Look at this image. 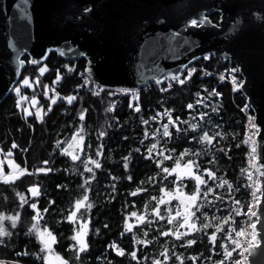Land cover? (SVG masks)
I'll list each match as a JSON object with an SVG mask.
<instances>
[{"label": "trees", "instance_id": "obj_1", "mask_svg": "<svg viewBox=\"0 0 264 264\" xmlns=\"http://www.w3.org/2000/svg\"><path fill=\"white\" fill-rule=\"evenodd\" d=\"M207 17L211 23L218 24V12ZM22 59L26 68L17 85L27 76L31 87L20 85L19 95L25 97L21 109L33 96L37 103L29 116L17 109L18 95L14 90L0 103V156L12 159L26 170L13 181L0 180V213L5 216L0 223L11 233L0 237V260L6 264H45V253L41 252L35 230L29 232L33 223L41 229L45 225L48 227L55 237L53 252L69 264H153V260H160L162 264H215L223 259L221 242L229 250L235 249L231 239L237 238L236 232L249 204L245 173L251 146L245 143V113H252V110L248 107L241 111L247 102L240 88L233 91L228 81L221 82L223 70L233 65L230 60L213 55L207 60L201 58L191 63L189 67L196 71L183 85L170 79L159 84L152 82L136 90L137 99L132 101L131 91L124 94L97 85L94 88L91 79L85 84V59L65 61L52 52L38 67L27 63V55ZM42 67L47 69L43 74L39 71ZM189 67L181 78L187 76ZM58 72L61 79L56 81ZM213 89L220 96H209ZM109 92L113 95L109 96ZM53 95H56L55 101L51 99ZM68 96L75 99L69 103L65 99ZM199 100L203 103H197ZM130 101L133 103L131 108ZM136 103L140 104L139 111L134 110ZM188 104L193 107L189 109ZM37 108L41 110L40 121L35 116ZM213 108H216L215 112ZM165 110H171L169 114L174 123L169 124L168 116L163 115ZM81 111L84 112L83 120L79 115ZM201 113L207 115L201 117ZM176 117L180 119L177 121ZM190 123H196L197 128H190ZM165 124H169V136L163 135ZM77 129H83L85 140L81 157L73 161L66 150L72 134L78 133ZM101 131L103 136H100ZM204 133L213 138L210 144L200 141L199 137ZM13 142L17 144L16 148L11 147ZM152 144L163 155L156 154L155 149L149 153ZM62 148L64 152H61ZM98 148L99 156L96 155ZM9 149L11 155H7ZM89 157L100 163L99 168L89 164L93 169L91 173L84 169V161ZM125 157L128 158L127 168ZM188 160L195 161L192 165L194 173L207 181L200 185L196 204L191 208L193 215L189 223L194 221L198 229L191 233L183 232L180 227V219L175 216L176 202L160 203L157 208L164 193L179 191L191 196L197 191L194 178L177 179L171 171L165 173L162 170L184 166ZM4 167L6 175L9 172ZM38 168L49 171L37 172ZM204 169L213 172L214 177L209 178ZM30 186H38L37 196L33 197L28 191ZM85 188L87 200H83ZM138 188L142 190L137 192ZM161 188L165 192L162 193ZM209 188L212 189L210 193ZM133 192L136 194L132 195ZM18 193L27 203L22 205ZM78 199L85 205L79 209L75 203ZM32 203L37 205L39 214L29 207ZM88 204L92 207L88 208ZM153 209L157 211L154 213ZM73 211L75 218L69 221L67 216ZM17 212L21 215L13 228L7 216ZM33 215H38L35 222L31 219ZM213 216L217 219L213 220ZM224 217H228L227 223H220ZM126 221L131 225L130 230H125ZM85 222L88 247L77 256L69 244L76 243L71 239L74 229L78 231L80 224ZM217 223H220L221 231L217 232L213 243L208 236L216 230L214 225ZM201 224L209 226L201 228ZM169 229L186 235L179 239L171 234L161 235ZM186 239H193L195 243L187 245ZM141 240L149 243H139ZM112 244L122 248L125 254L118 255L110 247ZM132 251L137 253L135 260L129 255ZM236 254L237 249L224 264H234ZM164 255L168 256L167 260ZM176 256H181V260H176Z\"/></svg>", "mask_w": 264, "mask_h": 264}, {"label": "water", "instance_id": "obj_2", "mask_svg": "<svg viewBox=\"0 0 264 264\" xmlns=\"http://www.w3.org/2000/svg\"><path fill=\"white\" fill-rule=\"evenodd\" d=\"M214 12L218 27L209 19L187 25ZM52 52L65 61L85 59L86 76L100 88L135 91L169 74L181 77L205 55L230 60L259 128L258 245L249 264H264V0H0V103L26 68L19 59L27 55L38 67Z\"/></svg>", "mask_w": 264, "mask_h": 264}, {"label": "snow or ice", "instance_id": "obj_3", "mask_svg": "<svg viewBox=\"0 0 264 264\" xmlns=\"http://www.w3.org/2000/svg\"><path fill=\"white\" fill-rule=\"evenodd\" d=\"M25 3H27V0H25ZM82 7H83V12L84 13L90 14L92 12V10H93L92 7H89L87 5H84ZM207 23H209L208 18H207V16H204L203 14H201L198 19L194 18V19L187 20V25L190 26V27H202V26H204ZM218 26H219L218 24L214 25V27H218ZM238 34L239 33L237 32V35ZM173 35H175V34H173ZM169 40H170V38H169ZM170 43H171V40H170ZM46 54L47 53H45V55ZM79 55L83 56V55H85V53H79ZM203 58L207 60L209 57H208V55H205ZM41 59H43V57H41ZM27 63L35 64V63H37V61L35 59L29 58ZM18 64L19 65H23V64H25V61L23 59H19L18 60ZM65 67H68V66L66 65ZM46 70H47L46 67H42V68L39 69L41 74H43ZM68 70L71 71V68H69ZM85 71L87 72L88 70L85 69ZM195 71H196L195 68L189 67L187 69V72H188L187 76H184L183 78H181L179 74H169L167 77H163V78L176 81L177 83L183 85L185 83V81L188 80L192 76V73L195 72ZM228 72H229V78H230L231 83H232L233 91L239 89L242 85H244L245 81L242 80V79L238 80L237 76L234 75V73L238 72L237 68H232V69L228 70ZM60 79H61V76H60V74L58 72L57 76H56V81H58ZM220 79L224 80L225 76L223 74H221L220 75ZM89 82H90V77H85V84H88ZM156 82L159 83L160 80L157 79ZM53 83H55V81H53ZM20 85H27V86L31 87V84L29 82V78L27 76H24L23 80H21L19 82V84L17 86H15L14 89H13L18 95V99L16 101L17 109L21 110L23 112L24 116H29V115H31V113L29 112V108L28 107H24V108L21 109V101L24 100L25 97L19 95V93H20ZM171 86L172 85L169 84V87H171ZM77 87H79V86H77ZM93 87L95 88L97 86L93 85ZM45 89H47V85H45ZM118 91L125 92V93L131 91L132 92V101H135L137 99L136 92H135L134 89L121 88V89H118ZM161 91H164V89L162 88ZM93 94L95 95L97 93L93 92ZM213 94H215L216 96H220V93L216 92L215 89H213L212 92H210L208 95L211 96ZM45 95L47 96V91H45ZM111 95H113V93L109 92V96H111ZM197 95L199 96L200 94L197 93ZM51 99L53 101H55L56 95H53ZM65 99H67V101L69 103H71L73 101V99H75V97L74 96H68ZM132 101L129 102V107L130 108L133 107ZM32 103H33V105H35V103H36V97L35 96L32 97ZM114 103H115V101H113V104ZM197 103H203V100H199V101H197ZM205 106H207V105H205ZM187 107L189 109H191L193 107V105L192 104H188ZM248 107H249V105L246 104L244 106V108L241 109V111H245ZM49 109H51V104L49 105ZM109 110H111V106L109 107ZM134 110L135 111H139L140 110V104L139 103L135 104ZM212 110L215 112L216 108H213ZM170 111L171 110H165V112L163 113V115L168 116L169 124L174 123L173 119H172V116L169 114ZM79 115H80V119L83 120L84 119V112L81 111L79 113ZM156 115L159 116L160 113H157ZM200 115H201V117H203V116H205L207 114L206 113H201ZM35 116H36V120L37 121H40L42 119L41 111H40L39 108L36 109ZM179 119H180L179 117H176L177 121ZM254 120H255L254 116H248L249 123H248V125H246V129H245V136L246 137H248L249 135H254L255 132L258 130L256 123L253 122ZM143 123L147 124L148 121L147 120H143ZM169 124L163 125V135L164 136H169ZM189 127L192 128V129H196L197 128V124L196 123H190ZM249 128L252 130L251 133H249V131H248ZM77 131L80 132L81 134L78 137H77V133L76 132H74L72 134V141L69 142V147H72L73 145H75V147H79L80 143L83 141V139H84L83 129H77ZM103 135H104V132L101 131L100 132V136H103ZM145 135H147V133H145ZM153 135H155V133H153ZM216 135H219V133H217ZM199 139H200V141H206V142H208L210 144L212 142L213 138L210 135H208V133H204L203 135H201L199 137ZM247 142L248 141L246 140L245 143H247ZM57 144H59V141H57ZM11 147L12 148H16L17 144L15 142H13ZM155 148H156V145L152 144L150 146V148H149V153H151V151L153 149H155ZM0 151H2V149H0ZM64 151H65V149L62 148L61 152H64ZM137 151H139V149H137ZM256 151L257 150H256L255 147L251 148L250 160L254 161L256 159ZM66 154L70 155L71 159L73 161H76L79 158L78 153L73 152V151H69ZM162 154H163L162 152L158 153V155H162ZM7 155H11V149H9V152L7 153ZM96 155L97 156L100 155L99 148L97 150ZM183 155H184V153H181V156H183ZM165 158H167V157H165ZM124 159H125V168H127V159L128 158L125 157ZM0 163H2V162H0ZM7 163L15 171L14 172H9L7 176L0 175V180H3L5 183H7V182H9L11 180H14L16 178V176H18L20 173H23V172L26 171L24 168H20L19 165H16L11 159H9L7 161ZM44 163L47 164L48 161H44ZM89 164L95 165L96 168L100 167V163L97 160L91 159L89 157L88 160L84 161V169H85L86 172H89V173H91L93 171V169L91 167H89ZM194 164H195V161L188 160L187 164H185L183 166L184 173L189 175V176H193L195 181H196V185H197V191L193 192L191 196H188V197L185 198L188 201V204L185 206L184 222L181 225V227H183L185 224L188 225V232L189 233L197 231L198 229H197V226H196L194 221L192 223H189V217H191L193 215V213L188 211V207L193 205V204H196L197 193L199 192L200 185L202 183H207V181L202 180L201 176L195 175L192 172L191 166L194 165ZM157 166L158 167L160 166L159 161H157ZM178 166L179 165L174 166L171 170L168 169V168H163L162 170L165 173H169L170 171L171 172H176ZM197 167H199V166L197 165ZM257 170H259V169H257ZM36 171L37 172H48L49 169H47V168H38V169H36ZM204 171L208 173L209 178H213L214 177V173L213 172H210L208 169H204ZM88 179H91V177H89ZM129 179H131V177H129ZM177 179H180V175L179 174L177 175ZM249 179H251V177H249ZM85 183H87V181H85ZM222 183H227V181H222ZM229 187H231V185H229ZM251 187H253V193H252L253 201L250 202L247 207H248V211L253 216H255L256 213L253 210V208H254V204L258 203V201H259V197L256 196V191H258V186L256 184H253V185H251ZM141 190L142 189L138 188L136 191L138 192V191H141ZM28 191L31 193V195L33 197H35V196H37L39 194L38 193V186H30ZM160 191L163 193V192H165V189L161 188ZM211 191H212V189L209 188L208 192L210 193ZM86 193H87V188H85V196H84L83 200H87V198H88ZM131 194L135 195L136 193L133 192ZM18 195L20 196V200L22 202V205L24 203H27V201H25L24 196L22 194L18 193ZM83 200H80V199L76 200L75 203H76V208L77 209H79L80 207H84L85 206L84 203H83ZM49 203H53V202L49 201ZM160 203H164V200L161 199L158 202L157 208L159 207ZM236 203H239V201H236ZM29 207L32 208L33 210H36L37 214H39V210H37V205L35 203L30 204ZM87 207L91 208L92 205L88 204ZM44 211H47V209H45ZM156 211H157L156 209H153L154 213ZM20 215H21V213L17 212L15 215H8L7 216V219L12 222V227L13 228L16 227V223H17V220L20 217ZM132 215L135 216L136 213H132ZM37 218H38V215H33L31 219H32V221L35 222V221H37ZM74 218H75V211L69 213V215L67 216V219L69 221H73ZM4 219H5L4 214L0 213V221H2ZM171 219L172 218L170 216L169 217V221L170 222H171ZM212 219L216 220L217 218L215 216H213ZM227 221H228V217H224V218H222L220 223H227ZM220 223H217V224L214 225L216 230L211 232V234L208 236V239H209L210 242L214 243L216 235H217V232L221 231ZM208 226H209L208 224H201L200 225L201 228H205V227H208ZM124 227H125V230H130L131 229V225H129L127 223V221L125 222ZM33 230H35L37 239L39 240V242L41 244V252L51 253V245L55 241V237L53 236L52 232L49 231V229H48V227L46 225L44 226L43 229H41L36 223H33L31 225V227L29 228V232H32ZM229 231H231L230 227H229ZM86 234H87L86 222L81 224V227H80L79 231H75V229H74V235L71 237V239L74 240L76 243L75 244H69V248L70 249H74L77 256H79L80 252L85 251L87 249V247H88V245H87V243H86V241L84 239ZM168 234H171V235L175 236L177 239H179L183 235H186L185 233H181L179 231L172 232L171 229H169V231L166 232V233L165 232L161 233V235H168ZM6 235H11V233L8 232L5 229V227H4V225L2 223H0V237H4ZM241 235H245L244 229H241L240 231L236 232V237L237 238L240 237ZM252 237H253V242L249 243V246H248L247 249L243 248V245L241 244L239 239H231V243L235 245V249H241V256L242 257H243V253L245 251L250 252L252 250V248L255 246V231H254V228H253ZM225 238L228 239V237H225ZM138 242L142 243V244L149 243V241H147V240H141V241H138ZM245 242L248 243L247 239L245 240ZM185 243L187 245H192V244L195 243V241L193 239H186ZM219 246H220V248L224 249V251H223V259L215 261V264H224V261H227L229 259V257H231L233 255V251H235V249L229 250L228 248L225 247L224 243H222V242L220 243ZM110 247L113 250H115L118 255H124L125 254L124 250L122 248H118L115 244L110 245ZM165 251H167V249ZM23 254L27 255V253H23ZM17 255H21V253H17ZM129 255L131 256V258L133 260H135L137 258V253L135 251H132L131 253H129ZM164 259L167 260L168 256L164 255ZM193 259H195V258H193ZM43 260H44L45 264H49L50 256L48 254H45L43 256ZM176 260L180 261L181 260V256H176ZM55 261L57 262V264H69L68 261L63 259L58 254L55 255ZM0 264H6V262L4 260H0ZM9 264H16V262H9ZM153 264H162V262L160 260H153ZM234 264H243V261L242 260H235Z\"/></svg>", "mask_w": 264, "mask_h": 264}, {"label": "built area", "instance_id": "obj_4", "mask_svg": "<svg viewBox=\"0 0 264 264\" xmlns=\"http://www.w3.org/2000/svg\"><path fill=\"white\" fill-rule=\"evenodd\" d=\"M232 68H237L234 64L230 67H228L227 69L223 70L222 74L225 76L224 80L222 81H228L231 85V80L229 78V72L228 70L232 69ZM238 69V68H237ZM193 74V73H192ZM234 75L237 76L238 80H243L240 71L238 69V72L234 73ZM241 77V79H239V77ZM167 80V79H166ZM51 91L55 94L54 92V88L52 87ZM125 94V92H122ZM127 93V92H126ZM246 114V123H245V129H246V125H248L249 121H248V116H254V113H245ZM255 117V116H254ZM255 123V120L253 121ZM257 131L255 132L254 135H249L248 137H246L247 139V143L253 147L256 148V138L258 136L259 133V128L257 126ZM249 133H251V129H248ZM257 152H256V159L250 160V153L248 155V170L245 173V179L247 181V186L249 188V203L253 201V187H251V185L256 184L258 186V191H256V196L259 197V201L258 203L254 204V208L253 210L255 211L256 215L253 216L248 209L246 210L245 214H244V218L242 219L239 231L241 229H244L245 235H241L240 237L236 238L239 239L241 244L243 245V248L247 249L249 246V243L253 242V237H252V233H253V228L254 225L257 223V218H258V214H257V208H258V204L260 202V180H259V173L257 171V167H256V163H257ZM249 177H251V179H249ZM255 231V228H254ZM247 239L248 243L245 242V240ZM255 245H258V239L256 236V231H255ZM235 260H242L243 264H249V252L245 251L243 253V257L241 256V249H237V254H236V259Z\"/></svg>", "mask_w": 264, "mask_h": 264}, {"label": "rangeland", "instance_id": "obj_5", "mask_svg": "<svg viewBox=\"0 0 264 264\" xmlns=\"http://www.w3.org/2000/svg\"><path fill=\"white\" fill-rule=\"evenodd\" d=\"M36 103H37V99H36ZM35 103V105H36ZM35 105H33L32 103V99L30 100H27L26 101V104H25V107H28L29 108V112L31 113V110L33 107H35ZM41 111V110H40ZM81 133H77V137L80 135ZM84 140L85 138L83 139V141L80 143L79 147H75V145H73L72 147H69V142L72 141V138L69 140L68 142V145H67V150H66V153L69 152V151H73V152H76L78 153V156L81 157L82 155V151H83V147H84ZM251 146V145H250ZM253 146H251L252 148ZM154 152L157 154L158 151L157 149L154 150ZM251 152V150H250ZM163 155V154H162ZM70 156V155H69ZM71 157V156H70ZM10 158H1L0 156V175H4V176H7L8 173L5 175V172H3L5 170V167H7V170L8 172H14L15 170L9 166V164L7 163V161L9 160ZM12 160V159H11ZM13 161V160H12ZM14 162V161H13ZM15 163V162H14ZM16 164V163H15ZM17 165V164H16ZM192 168V172L194 173L193 171V167L191 166ZM173 174H175L176 176L179 174L180 175V178H194L193 176H189L187 174L184 173L183 171V165H179L177 167V171L176 172H171ZM195 174V173H194ZM22 175V173H20L18 176H16V178L20 177ZM196 175V174H195ZM15 178V179H16ZM14 179V180H15ZM13 181V180H11ZM186 197H188L187 195H185L184 193L182 192H179V191H174L172 193H164V196H163V200H164V203H171V202H176V205L178 206L177 209H176V217L180 219V222H181V225L183 224L184 222V214H185V206L188 204V201L185 199ZM194 205V204H193ZM193 205L189 206L188 207V211L191 212V208L193 207ZM190 218V217H189ZM82 224V223H81ZM81 224H80V227H81ZM180 225V227H181ZM79 227V229H80ZM78 229V231H79ZM86 229H87V225H86ZM182 231L183 232H188V225H184L183 227H181ZM84 239H86V235L84 237ZM54 243V242H53ZM53 243L51 245V253H45V254H48L50 256V261H49V264H57V262L55 261V253L53 252L52 250V246H53Z\"/></svg>", "mask_w": 264, "mask_h": 264}]
</instances>
